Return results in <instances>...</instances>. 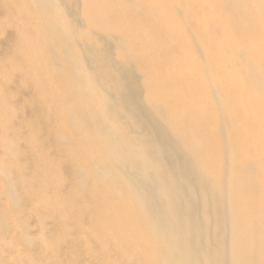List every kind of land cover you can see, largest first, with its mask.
<instances>
[{
	"label": "bare ground",
	"instance_id": "1",
	"mask_svg": "<svg viewBox=\"0 0 264 264\" xmlns=\"http://www.w3.org/2000/svg\"><path fill=\"white\" fill-rule=\"evenodd\" d=\"M0 264H264V0H0Z\"/></svg>",
	"mask_w": 264,
	"mask_h": 264
},
{
	"label": "rangeland",
	"instance_id": "2",
	"mask_svg": "<svg viewBox=\"0 0 264 264\" xmlns=\"http://www.w3.org/2000/svg\"><path fill=\"white\" fill-rule=\"evenodd\" d=\"M32 226H34V224H32Z\"/></svg>",
	"mask_w": 264,
	"mask_h": 264
}]
</instances>
